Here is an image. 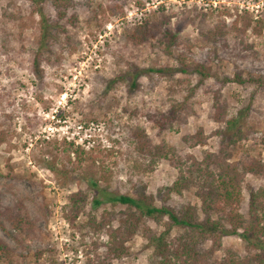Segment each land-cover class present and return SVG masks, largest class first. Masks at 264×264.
<instances>
[{"label": "rangeland", "instance_id": "374dc122", "mask_svg": "<svg viewBox=\"0 0 264 264\" xmlns=\"http://www.w3.org/2000/svg\"><path fill=\"white\" fill-rule=\"evenodd\" d=\"M69 1L72 7L67 14L75 18L66 27L67 34L56 36L48 26L41 42L37 7L28 0H0V210L22 203L34 227L24 240L7 224L6 232L0 230V239L21 257L18 264H86L92 258L91 239L82 238L70 226L62 208L70 193L84 189V175L100 168L105 173L98 185L114 195L146 196L155 206L190 203L199 209L192 194L167 197L177 177L167 162L143 174L131 170L134 155L122 130L126 116L119 115L121 107L137 109L136 121L146 127L147 134L155 142L164 139L182 157L193 155L200 160L203 151H217L222 137L214 132L221 128L226 138L232 133L211 118L213 97L207 91L218 84L211 78L200 85L195 74L179 70L183 66L178 58L210 67L219 80L242 71L264 81V29L259 35L248 30L242 44L231 34L225 45L212 39L217 24L222 21L228 28L243 12L264 21V0ZM99 4L104 10H98ZM159 7L173 15L170 29L177 45L172 56H164L150 43L125 46L123 30L151 18ZM39 8L50 15L45 6ZM94 14L97 18H92ZM35 55H39L37 65ZM166 67L172 69L174 80L157 72ZM221 96L228 102L227 118L239 116L234 132L240 129L247 134L233 146L225 141L228 161L264 160V93L252 86L228 84ZM104 97L118 103L116 111L107 116L101 113L97 121L85 124L80 110L87 112ZM172 101L186 105V123L158 136L157 125L151 121L157 114L166 115ZM199 128L208 137L207 144H186L183 137ZM76 147L84 151L83 157L92 156L94 164L84 160L78 168L71 153ZM261 186L264 179L247 176L242 186V213L247 211L249 192ZM96 196L97 191L90 193ZM87 211L99 218L111 209L109 204L92 208L90 202ZM222 243L244 252L236 236H226ZM125 247L114 264H148L153 256L141 234ZM38 252L43 254L36 262Z\"/></svg>", "mask_w": 264, "mask_h": 264}, {"label": "trees", "instance_id": "16d2710c", "mask_svg": "<svg viewBox=\"0 0 264 264\" xmlns=\"http://www.w3.org/2000/svg\"><path fill=\"white\" fill-rule=\"evenodd\" d=\"M28 1L37 7L36 12L42 29L41 42L48 26L52 27L56 36L67 34L66 27L75 18L67 14L72 7L69 0ZM136 4L142 5L140 1H136ZM39 6H45L50 15L46 16ZM98 10H104L102 4L98 5ZM172 16L159 7L157 14L151 18L143 19L134 27L123 30L122 40L125 46L127 44L135 48L150 43L161 54L171 57L172 49L177 45L176 34L170 29ZM92 18H97V14ZM263 29V19H254L248 12H243L234 18L228 28L222 21L217 24L212 39L222 41L225 45L226 36L231 34L234 40H239L242 44L248 30L253 35H259ZM206 39L212 40L210 37ZM38 56L35 55L33 59L35 65L38 64ZM178 60V64L183 66L179 70L184 74H195L200 85L211 78L218 84L216 88L210 87L207 91L213 97L211 118L219 126L223 124L225 130H231L232 133L226 138L221 128L214 132L216 136L222 137L217 151H203L200 160L195 159L193 155L182 157L164 139L155 142L147 134L146 127L136 121L137 109L131 110L124 106L120 108L119 115L120 118L126 116L122 130L134 155L131 170L143 174L152 171L156 165L167 162L177 171V177L168 189L167 197L192 194L200 203L199 209L190 203L155 206L153 200L146 196L114 195L98 185V182L104 179L105 171L100 168L97 172H90L91 177L87 174L82 179L85 183L84 189L70 193L62 208V215L70 226L76 229L82 238L88 236L91 239L89 245L93 255L86 264H114L113 261L119 260L127 250L126 243L138 234L144 237L152 249L153 256L148 264H264V186L249 192L247 211L241 212L242 186L247 176L264 179V160L259 157H247L235 163L228 161L230 154L225 141L228 139V145L233 146L238 141L245 140L247 134L240 129L234 132L239 116L227 118L228 102L221 96L222 88L228 84H236L242 88L252 86L264 93V81L249 73L243 75L242 71L235 72L231 78L225 76L219 80L210 67L192 61L186 62L181 57ZM171 70L166 67L158 69L157 72L174 80ZM180 81L183 82L184 79L178 80L177 83ZM98 102L90 106L87 112L80 110L85 124L97 121L101 113L107 116L119 106L114 99L108 101L106 97ZM186 114V105L183 102L172 101L166 115L157 114L156 118L150 121L157 125V134L160 136L163 132L182 127L186 123ZM183 138V141L192 144L191 146H205L208 140L201 128ZM71 153L77 160L78 168L84 160L87 164L95 162L90 155L83 157L84 151L79 147ZM93 191H97V196L92 198L90 193ZM90 202L92 208L109 204L111 211L97 218L91 211H87ZM117 206L122 207L118 212L114 210ZM80 217L83 219L78 221ZM115 221L116 226L113 225ZM6 224L22 239L34 231L22 203L0 210V230L5 231ZM102 235L105 239H101ZM226 236L238 237L244 244V252L237 253L232 248L224 247L222 239ZM15 240L19 243L17 238ZM42 254H35L36 262ZM20 259L21 257L0 239V264H18Z\"/></svg>", "mask_w": 264, "mask_h": 264}]
</instances>
